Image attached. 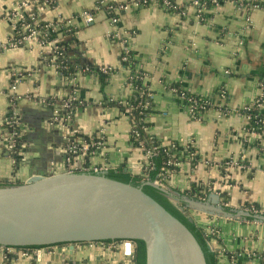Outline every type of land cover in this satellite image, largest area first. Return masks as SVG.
I'll return each instance as SVG.
<instances>
[{"label":"crops","instance_id":"crops-1","mask_svg":"<svg viewBox=\"0 0 264 264\" xmlns=\"http://www.w3.org/2000/svg\"><path fill=\"white\" fill-rule=\"evenodd\" d=\"M21 1L0 0L2 41L15 34L12 21L5 16ZM176 1L185 7V16L154 3L133 6L116 25L105 10H95L97 0H56L53 6L33 9L44 23L72 19L70 29L76 32L77 48L74 56L97 66H110L114 72L103 86L97 73L73 72L71 80L61 76L51 63V46L30 43L1 52L0 182L18 184L36 174L52 173V169L65 171L66 138L72 131L102 141L88 156L89 166H106L108 170L123 167L137 174L144 171L148 158L142 148L131 143L130 111L103 105L104 99L120 104L132 94L128 71L120 61L125 43L136 55L153 94L154 111L145 119L147 131L162 146L176 143L185 148L193 143L199 156L195 161L190 155L186 160L180 156L179 170L164 184L170 197L178 205L185 203L184 209L188 208L204 229H215L218 240L211 244L221 251L219 264H264V225L252 222L245 211L249 204L264 208V141L245 133L242 113L260 96L264 84V10L227 0L209 9L206 19L199 21L190 0ZM83 11H94V22L86 24L80 16ZM113 32L123 38L112 39ZM52 33L61 35L57 30ZM20 73L18 91L26 97L18 106L27 138L17 164L5 141L4 126L11 108L7 92ZM174 83L208 97L214 107L201 120L192 119L183 101L168 91L167 85ZM222 88L229 94L228 113L217 109L223 101ZM72 93L86 106L73 123H55L51 107L40 101ZM83 158L78 157L79 164L88 163ZM230 158L239 159L245 168L224 166ZM193 184L209 189L204 200L185 195ZM189 200L202 203L205 209ZM107 244L75 243L72 254L71 244L24 250L0 246V264H130L123 248L111 250Z\"/></svg>","mask_w":264,"mask_h":264},{"label":"water","instance_id":"water-1","mask_svg":"<svg viewBox=\"0 0 264 264\" xmlns=\"http://www.w3.org/2000/svg\"><path fill=\"white\" fill-rule=\"evenodd\" d=\"M107 173L49 172L0 186V246H45L31 248L41 249L68 243L72 254L75 243L142 240L146 264H207L201 245L184 223L143 186L112 179ZM146 184L170 195L165 186ZM131 246L128 242L127 255Z\"/></svg>","mask_w":264,"mask_h":264},{"label":"built area","instance_id":"built-area-1","mask_svg":"<svg viewBox=\"0 0 264 264\" xmlns=\"http://www.w3.org/2000/svg\"><path fill=\"white\" fill-rule=\"evenodd\" d=\"M227 0H190L189 6L192 7L195 11V15L197 16L199 21H204L206 18L205 16L209 10V2L215 7L220 6ZM232 2H240L243 6H247L250 9H262L264 10V0H230ZM56 0H23L21 1L18 6L12 9L10 12L6 14L8 20L12 21L13 27L15 28V34L12 38L8 39L7 41H2L0 39V53L10 49V48H18L27 46L30 43H35L38 46H51L53 49L54 57L51 59V63L57 69V72L65 77V79H69L70 76H64V71L69 70V66L64 64L63 61H58V58L63 55L64 46L59 45V37L50 38L52 32L55 30L59 31L60 29L65 26L66 28H71L72 19H64L58 18L55 21H51L49 23H44L41 21L39 14L35 12L33 9L39 5H47L53 6ZM157 3L163 9L167 11H171L173 13L181 14L183 16L186 15L185 7H182L176 0H134V1H121V0H97V4L95 6V10H105L109 14L110 21L116 25L119 20L120 16L133 8V6L141 7L150 4ZM80 16L84 20L86 24H90L95 20L94 11H83L80 13ZM123 38L118 32H113L111 34V38ZM123 52L121 54V64L123 68L128 71L127 76V84L131 89V96L121 102V104L128 106V110L131 111L134 106L130 105V98L135 97L136 100L139 102L135 105V107H144V108H151L153 107V94L148 88L141 87L137 85L138 81H141L145 85V74H140L138 72H131V70L125 66V63H129L132 57V50L129 48L128 45L124 43L123 45ZM99 70L111 76L114 72V69L110 66H99ZM95 73L89 67L85 69H77L74 73ZM73 73V72H72ZM71 73V74H72ZM16 74L14 77L13 82L9 86V91L7 92L9 96V101L11 108L9 110V117L6 122V126L4 131H7L5 141L9 144V152L11 157L16 162V147L20 146V149L24 147V143L19 144L20 139L25 135V126L21 120L20 109L18 103L26 97V95L20 93L18 91V86L21 80L22 75ZM98 75V74H97ZM76 77V76H75ZM136 82V83H135ZM167 89L171 94L176 93L177 97H179L182 101H186L187 104L185 105L186 110L188 111L190 117L195 120H201L204 117V114L214 107L213 101L208 97L201 96L199 94L191 93L185 90L181 85L175 87L173 85H167ZM221 101L217 104V109L220 113H228V99L229 94L227 90L224 88L221 89L220 92ZM43 104L51 107L53 110V121L55 123H65L71 124L74 121L76 114L84 108L85 101L79 98V96L75 93H72L70 96L63 97V98H50V99H42L40 101ZM264 84L261 85V94L260 96L249 106L245 107L242 111L244 119H245V127L244 131L249 137L256 138L257 141L262 142L264 141V114L259 117V114L253 115L254 110H257L261 113H264ZM246 111V112H245ZM147 131V127H144ZM131 135L135 140H139V147L142 149H146V141L141 139V135L137 130V124L132 126ZM102 141L98 139L89 140L86 137H72L68 136L66 138V168L65 171L68 172H80V171H98V172H108V168L106 166H85L86 164H74V159L79 156L82 152H88L89 154H94L98 148H100ZM134 145V142H131ZM162 144L155 145L152 148L146 149L145 153L147 155L148 160L156 155ZM169 147H172L175 150H178V145L176 143L170 144ZM186 149L190 148L191 152L189 153L192 159L199 158L198 153L195 149V145L192 143L185 147ZM209 161V160H207ZM206 161V162H207ZM150 164V163H149ZM169 164H174L176 166L180 165L179 159L177 158L171 159ZM224 166L226 167H239L245 168V165L236 158H230L225 163ZM52 173H58L57 170L52 169ZM167 175L163 174L162 179H166ZM156 184L164 187L162 180L155 181ZM245 211L251 216V221L260 225H264V208L259 207L255 204L246 205ZM207 233H211L212 235L216 236V231L213 228H205ZM217 237V236H216ZM218 238V237H217ZM131 243V252L128 255L130 257V264L134 263V254L136 250V242L127 241V240H119L116 242H90L89 244L93 245L94 243H102L106 245L111 250H115L118 248H123L126 251L127 243ZM9 250L16 249L13 247H6ZM17 249H30V248H17ZM213 249H215L213 247ZM221 253V251L219 250ZM28 253L24 251L23 255L26 256Z\"/></svg>","mask_w":264,"mask_h":264},{"label":"trees","instance_id":"trees-1","mask_svg":"<svg viewBox=\"0 0 264 264\" xmlns=\"http://www.w3.org/2000/svg\"><path fill=\"white\" fill-rule=\"evenodd\" d=\"M43 3V0H42ZM46 6V5H45ZM214 6L209 2V9L213 8ZM60 34L59 35V45L64 46V51L63 55L61 58H58V61H63L64 64L69 66V70L64 71V76H70L72 72H76L77 69H85L89 67L92 71L98 74V77L102 83L103 86L107 83V80L109 79L110 75L102 73L99 69V66L94 65L93 63L89 62H84L83 60H79L76 58L74 55L77 53V48H76V32L73 29L63 27L62 29L59 30ZM62 32V33H61ZM58 33H52L50 38H56L58 37ZM132 57L130 59L129 63H125V66H127L131 72L135 73L138 72L140 74H144L142 69L139 68V62L134 54V52H131ZM54 57V53L52 55V58ZM71 80V77H68ZM136 83V82H135ZM137 85L141 87L147 88V86H144V83L141 81H138ZM146 85V84H145ZM175 87H179V83H174L172 84ZM221 89L219 90V92ZM173 96H177L176 93L172 94ZM130 105L131 104L134 106V108L131 109L130 111V116L132 119V125L133 122L134 124H137V130L141 135V139L146 141V149L152 148L155 145H160L161 142L153 135H151L148 131L144 129V127L149 126L148 123H146L145 119L150 115L154 109L153 107L151 108H144L142 106L140 107H135V105L139 102V100H136L135 97L130 98L129 100ZM183 104L186 105L187 102L184 100ZM103 105L105 106H120V108H123L127 110L129 107L119 104L118 102H110L107 99L103 100ZM264 110V109H263ZM246 112V111H245ZM253 115L259 114V117H261L264 113H261L257 110L252 111ZM8 119V118H7ZM6 126V125H5ZM4 126V127H5ZM7 133V131H5ZM71 136L74 137H79L81 135L77 134V132L72 131ZM27 135H23V137L20 139L19 144L25 143L26 142ZM88 138V137H86ZM90 138V137H89ZM134 142L135 147H139V140H135L133 136L131 135V142ZM257 144V143H255ZM145 149V150H146ZM16 160L17 164L21 161V149L20 146L16 147ZM143 149V151L145 152ZM191 152V149L184 148L182 146H178V150L173 149L172 147L169 146H161L159 152L154 155L150 161L148 160L145 169L142 173H133L132 171H127L125 170L126 168L120 167L118 169L114 170H108L107 175L112 178L116 179L119 181H123L125 183H130L135 186H143V190L149 194L151 197H153L155 200H157L161 205H163L171 214H173L176 218H178L182 223H184L189 230L194 234L196 239L198 240L199 244L201 245L205 257L207 260V264H219L220 259L222 257L221 253L217 249H213L212 246V240H215L218 238L211 233H207L205 231L204 227L201 226L191 215H190V210L188 208L184 209L186 206L185 203H182L181 205H177L173 202L171 199L170 195L164 193L162 190L159 188L152 186V185H147V181L155 182L157 180H162L163 184H166L167 178L170 174L175 173L179 170V166H176L174 164H169L171 159L177 158V160L180 158H183L182 160H186L188 158L187 155ZM80 155H83L84 158H87L88 162V156H91L88 152H82ZM79 155V156H80ZM77 156L74 159V164L78 165L80 161H78ZM192 159V158H191ZM193 160V159H192ZM78 161V163H77ZM195 161V160H194ZM150 163V164H149ZM90 162L86 163L85 166H89ZM166 174L167 178L162 179V175ZM22 183V182H21ZM11 183L8 182H0V186H7L10 185ZM186 196H188L190 199L193 200H204L207 195L209 194V189L204 186H198L196 184H193L191 189L189 191L184 192ZM68 243H62V244H56V245H66ZM40 247H45V246H28V247H19V248H40ZM134 263L135 264H146L147 261V251H146V244L142 240H137L136 241V250L134 254Z\"/></svg>","mask_w":264,"mask_h":264}]
</instances>
